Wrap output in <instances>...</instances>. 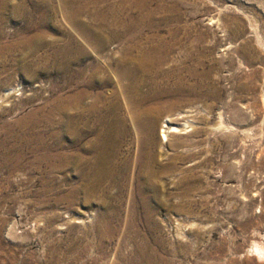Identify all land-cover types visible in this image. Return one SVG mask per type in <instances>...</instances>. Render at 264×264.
Segmentation results:
<instances>
[{
    "label": "rangeland",
    "instance_id": "obj_1",
    "mask_svg": "<svg viewBox=\"0 0 264 264\" xmlns=\"http://www.w3.org/2000/svg\"><path fill=\"white\" fill-rule=\"evenodd\" d=\"M261 243L264 0H0V264H264Z\"/></svg>",
    "mask_w": 264,
    "mask_h": 264
},
{
    "label": "bare ground",
    "instance_id": "obj_2",
    "mask_svg": "<svg viewBox=\"0 0 264 264\" xmlns=\"http://www.w3.org/2000/svg\"><path fill=\"white\" fill-rule=\"evenodd\" d=\"M159 51H160V56L157 58L156 61L158 64H161L165 61L169 50H166V49L164 50L160 47L158 48V46H153L151 48H141V49H139L140 55L138 57H131L127 54L128 51H125L123 54V59L117 62V64H118L117 70L121 73V76L132 75L133 71H128V70L121 67V65L123 64L122 61H126V62L129 61V62L133 63V65L135 66V70L140 69L143 71V73H148L149 68H150V61H151L149 59V57H150L149 55L154 53V52L156 53ZM141 81L143 82L142 79H141ZM89 83H90V81H89ZM90 95L91 94H86V92L83 89H80L76 94H73L71 97L62 101V103H70V104L74 105L75 108H78V107L82 106L83 104L85 105V99L87 97H89ZM150 95L151 94H134L135 99H133V100L136 101L137 103L138 102L142 103V105L144 104L143 107L139 111V116L141 118H143L144 129L147 132V134H146L147 137H149L152 141H155L156 138L154 135V128L158 124V118H159V115L162 113V111L158 106L153 105V103L148 104L149 103L148 100H149ZM153 95H155V94H153ZM99 97H100L99 94L95 95L93 97V100L89 104H87V107L84 108L83 110H85L87 112L94 111V109L97 107V100L99 99ZM114 107L115 106H107V108H106V111L111 114L110 115L111 117L109 116L108 118L103 120L105 122L106 126H110L112 123L117 124V125L121 124L120 118L116 117L113 113ZM112 110H113V112H112ZM78 115H79V118L83 117V112L80 113V111H79ZM165 122L166 123L163 125V129H162V138L164 141H168L169 136H171L170 135L171 131H173V129L171 128V119L169 117H167ZM73 133H74V138H75L76 136H79L82 133H84V131L82 129L77 131V129H76V131H74ZM101 155H102L103 160H104L105 157L103 156V152L101 153ZM262 245H264V244L261 243V246ZM258 253L264 254V250L263 251L259 250Z\"/></svg>",
    "mask_w": 264,
    "mask_h": 264
}]
</instances>
